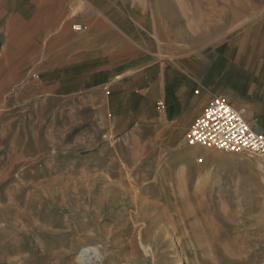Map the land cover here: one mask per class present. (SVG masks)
Listing matches in <instances>:
<instances>
[{
    "label": "rangeland",
    "instance_id": "obj_1",
    "mask_svg": "<svg viewBox=\"0 0 264 264\" xmlns=\"http://www.w3.org/2000/svg\"><path fill=\"white\" fill-rule=\"evenodd\" d=\"M137 2L185 34L249 21L264 0ZM68 3L87 8L0 0V264H264L260 159L185 154L191 125L172 142L153 127L117 133L95 96L37 94L30 61L51 29L27 22Z\"/></svg>",
    "mask_w": 264,
    "mask_h": 264
},
{
    "label": "crops",
    "instance_id": "obj_2",
    "mask_svg": "<svg viewBox=\"0 0 264 264\" xmlns=\"http://www.w3.org/2000/svg\"><path fill=\"white\" fill-rule=\"evenodd\" d=\"M84 1L27 22L51 29L30 61L37 94L95 96L115 132L153 127L169 142L221 97L264 133L263 2L235 27L184 34L181 21L138 0Z\"/></svg>",
    "mask_w": 264,
    "mask_h": 264
},
{
    "label": "built area",
    "instance_id": "obj_3",
    "mask_svg": "<svg viewBox=\"0 0 264 264\" xmlns=\"http://www.w3.org/2000/svg\"><path fill=\"white\" fill-rule=\"evenodd\" d=\"M244 115V109L234 108L221 97H213L191 125L186 142L189 146L258 158L264 163V133L255 131Z\"/></svg>",
    "mask_w": 264,
    "mask_h": 264
},
{
    "label": "bare ground",
    "instance_id": "obj_4",
    "mask_svg": "<svg viewBox=\"0 0 264 264\" xmlns=\"http://www.w3.org/2000/svg\"><path fill=\"white\" fill-rule=\"evenodd\" d=\"M192 148H184L185 150L184 151H182L183 153H185V154H191L193 151H194V149L195 148H193L194 146H191ZM158 214V213H157ZM160 217V215H157V216H155V219L156 218H159ZM144 226V225H143ZM140 233V232H139ZM87 249L88 248H86V249H82L81 251H80V257H83L84 256V254H85V252L87 251ZM177 254H178V251L176 252ZM129 258V257H128ZM130 259V258H129ZM131 260H132V256H131ZM134 260H132V262H133ZM123 264H127L126 262H124ZM177 264H182V262H179V263H177Z\"/></svg>",
    "mask_w": 264,
    "mask_h": 264
}]
</instances>
